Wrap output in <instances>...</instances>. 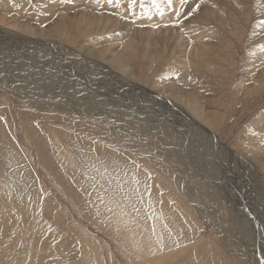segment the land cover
<instances>
[{"label": "bare ground", "instance_id": "6f19581e", "mask_svg": "<svg viewBox=\"0 0 264 264\" xmlns=\"http://www.w3.org/2000/svg\"><path fill=\"white\" fill-rule=\"evenodd\" d=\"M64 1L59 0V4H51L52 6L57 5L56 7L45 10L46 4L50 0H0V119L5 120L8 116L12 119L18 137L22 141L20 143L27 150V140L25 141L23 135L21 136L16 119V114L20 109H28L29 113L35 114L38 119L46 117L49 124L54 123L55 125V122L62 124L60 127L61 131H64H62V134L60 133L62 136H59L57 131L56 134L51 135L52 138L50 137L51 143L60 145L59 148L55 147L57 149H62V147H66V149H100L98 144L90 143L88 145L84 141V137L70 139L67 137L68 135L66 136V133H73L68 129L70 126L71 130H78L82 134L85 133V129L87 131L90 129L91 132L92 129H95V131L97 129L98 133L101 134L100 137L105 136L107 138L103 137L104 139L112 141L113 144L110 143L111 147L125 148L122 151L132 150L131 154L134 156L137 154L141 157L145 156L147 160H144L147 167L153 168L154 172H158L155 168L159 167L163 170L167 179H169V175L173 180V184H170L166 179L169 183L166 187L162 184V181L157 180L159 178L158 173L157 176L154 175L153 185L155 191L157 192V190L163 188L165 191L170 190V194L175 193L177 195L179 192L181 197L188 200L195 208L199 218H205L204 222L210 226V228H207L210 230V232L207 231L208 234L210 236L216 235L220 240L218 244L203 243V247L197 248V245L207 239L204 233L196 238L191 237V234L188 233L186 235L183 225H186L188 218L185 213L181 214L183 210H181L180 205L176 208L172 205V203L177 204L174 198L171 199L172 196H164L166 199L157 211L153 209V204L147 194L148 189L145 193L143 187L137 185L136 176L139 172H136L135 166L133 168L123 162L119 164L120 161L113 158L111 153L104 152V149L101 151L91 150L93 153H89L92 157L89 154L76 156L73 151L69 150L72 157H76V163L81 171L79 177L76 176L77 182L80 183L85 181L83 179H86L91 184V191L86 187L81 190V195L84 194L83 196L86 197L89 193L88 196L93 198V201L90 198L93 203L88 207L89 213H92V217L96 220V218L99 219L102 216L104 205L106 208H110L111 214L114 212L115 215L123 218L122 223L108 222L107 218L104 220L105 217H102L103 220L100 218V221L106 224V229L109 228L120 235L122 244H126L129 249L133 250L136 246V249L132 252L138 257L136 256L132 261L129 259L131 263H126L123 259L121 262L120 255L114 252L115 258L119 260L118 263L221 264L218 255L211 250L220 247L228 258L235 261V264H264V186H257V180L261 179L260 170L253 171L255 164L264 159V143L259 141L260 143L256 145L257 149L253 152L250 151L251 153L248 152V154L242 150H237L233 145L225 143L220 136L205 124L202 113L194 114V117L188 113L185 115L186 106L182 105L183 101L178 99L177 96L173 97L177 103L169 99L165 95L164 87H144L126 77L130 74L128 61L122 57L119 62L118 57L105 55L111 49L109 46H103L107 42L93 44L86 40V48L80 49V43L75 44L66 40L63 36V33L66 34L67 31L65 28L66 21L72 22L82 16L90 17L89 21L95 25L94 28L100 29L99 24H101V21H96L98 20L96 16L103 17V14H106L107 17L103 18L109 20L111 15L109 17L110 11H107L108 13L94 11L92 13L95 15H90L91 12L86 11L83 5L87 3L86 0L74 2L72 7H67V11L71 12L66 14L67 12L63 11ZM194 1L195 3H192L190 7L199 4L198 11L205 10L206 12H204L208 15L207 18L215 20L223 27L226 25L227 28H234L237 33L240 32L238 18L233 17L231 11H223L224 13H222L219 8L221 6L220 2L216 3L211 0ZM36 2H41V5L36 6ZM8 3L17 6L19 4L22 9L14 13L10 9L11 6L8 9L4 7ZM29 3L33 5V11L41 12L47 16L44 21H42V17H35L30 13L26 15V11L31 12L29 8L26 9L27 6H30ZM106 3L103 4L102 2L103 5L100 6L94 0L90 4L95 10L98 7L103 9ZM198 11L192 12L191 15L200 18L202 13L199 15ZM244 13L246 12L243 9L239 14L242 16ZM115 14L121 20V13L117 11ZM175 18L171 12L168 19L164 17L161 20L162 22L174 24ZM35 19L38 20L34 21ZM6 20L12 22L7 24V26L10 25L9 27L3 26ZM27 20L30 22L29 25L26 23ZM152 21L155 22V20ZM133 23L129 22L127 25L130 26L124 28L125 30L129 29L132 36L135 34L134 29H132L134 27ZM155 23H152V26H156ZM104 25L106 26V24ZM72 36H74V33H72ZM128 37L130 38L129 35ZM196 38H199V36ZM200 48H203V46L200 45ZM117 56H119V53H117ZM257 61L264 62V57ZM115 63L118 65L117 74H114L111 70ZM242 88L243 86H240L237 89ZM261 92L260 89H249L246 90L244 95L245 97L254 98L257 94L260 95ZM220 104L221 100L217 105L216 102L210 104L205 112L214 115L216 109H220ZM21 116H25V114ZM82 126L85 128L82 129ZM30 129L34 134H37L38 131V134H45L44 131L46 130L43 131L41 128V131L39 128L36 131L34 126ZM148 129H151L152 133H158V140L161 137L165 138L164 141L159 145H157L159 142L157 141L153 147L144 144L145 141L141 138V135L143 131ZM86 134H89V132ZM72 135L77 137L76 134ZM47 140L49 141V139ZM153 141L152 138L150 143L152 144ZM3 142L7 143V140ZM92 142H97V140ZM44 144L42 142L41 149H45ZM110 145L105 146L110 148ZM172 146H176L187 164L186 169L182 172H179L173 166V160L179 155L177 150H174L175 152L171 150V162L169 164L166 163L167 159L165 157L159 155L158 148L163 152L166 149L165 147ZM134 149L141 150L133 151ZM39 153L44 162L48 163L49 156L42 151ZM242 154L246 155L252 163L248 162ZM68 155L70 156L68 151L65 152L64 150L59 152L58 155L67 167L72 164H68ZM72 160L70 159L69 162H72ZM166 166L170 167L166 168ZM246 167L249 173L252 172L254 178L247 173ZM62 172L66 173L64 167ZM62 178L65 183L67 177ZM58 179L60 178L58 177ZM244 181L249 183L248 187H245L247 182ZM251 187H254V191L251 190ZM248 191L253 192V194L249 195ZM144 197H146L145 201L148 203H145ZM98 201L110 203V205L104 204L102 206ZM116 202L120 207L122 206V211L118 205L114 204ZM167 204H170V208H167ZM146 205L149 207L147 210ZM170 212L173 215H179L180 219L179 216H174V218H172L173 215L169 216ZM93 213L98 217L94 216ZM165 217L169 219L166 222H164ZM63 219L65 218L61 220L63 221ZM74 219L77 224L81 223L77 218ZM62 223L64 224V221ZM81 224L85 226V229H89L87 224ZM91 232L100 238V245L104 243L107 246H112V242L110 243L108 239L110 235L106 237V234L105 236L100 234L97 229H93ZM70 234H73V232H70ZM67 236L69 237V235ZM90 246L94 249L97 247L100 249L98 242L96 243L94 239L91 240ZM101 251L104 256L100 259L98 257L99 260L97 258V260H93L96 261V264H109L110 255L106 256L105 248H102ZM251 251L255 252L256 255ZM216 252L218 253V251Z\"/></svg>", "mask_w": 264, "mask_h": 264}, {"label": "rangeland", "instance_id": "374dc122", "mask_svg": "<svg viewBox=\"0 0 264 264\" xmlns=\"http://www.w3.org/2000/svg\"><path fill=\"white\" fill-rule=\"evenodd\" d=\"M76 1L78 0H65L63 11L69 14L71 11H67V7H72ZM86 1L87 3L83 5L86 11L91 12L89 13L90 15H95L92 13L94 11H100L101 13L110 11L109 17L110 15L111 17L108 20L103 18L107 17L106 14H103V17L96 16L98 19L96 21H101V24H99V26H101L100 29L94 28L95 25L89 21L90 17L82 16L78 20L72 22L66 21L65 28L67 31L65 32L66 34L63 33L66 40L74 42L75 44L80 43V49L86 48V40H89L93 44L107 42L103 46H109L111 49L110 52H106L105 55L116 56L119 62L122 57L128 61L130 65V74L126 75V77L131 78L137 84L144 87H164L165 95L169 99L176 102L173 97L177 96L178 99L183 101L182 105L186 106V111H184L185 115L188 113L190 116L194 117V114L199 112L202 113L205 124L220 136L225 143L231 144V146L233 145L237 150H242L248 154V152H253L257 149L256 145L258 143H264V62L257 61L264 57V0H211L216 3L220 2L219 4L222 7L220 6L219 8L222 13L231 11L232 16L238 18L237 22L240 24V32L238 33L234 28H227L226 25L223 27L215 20L207 18L208 15L205 13L206 11H198L199 9L197 10L199 15L202 13V17L200 16V18L192 15L187 19L183 16L179 18L176 17L174 24H176V21L182 22L180 27H176L171 23L162 22V18H169L171 10L164 7L161 0H158V2H161L163 15L159 14L150 6V0H144L143 7L137 3L131 10L128 8V0H119V4H117L115 0L112 4H109L108 0H96V3L98 2L100 6L103 5L104 2H107V8L104 6L103 9L98 7L95 10L90 4L94 0ZM192 3H195V1L188 0V5L185 8L186 11H188ZM51 4H59V0H50V2L46 4V9H44L49 10L51 7L54 8L57 6H52ZM35 5L40 6L41 2H36ZM10 6L13 7L11 8ZM19 6V4L17 6L13 3H8L7 5L5 4L4 7L7 9L10 7L15 13V11L17 12L22 9L21 6ZM32 7L33 5L26 7V9L29 8L31 10V12L26 11V15L30 13V15L33 14L35 17H42V21H44L47 16L41 12L33 11ZM243 9L246 13L241 16L239 13H241ZM117 11L121 13V20L118 19L115 14ZM151 19L155 20L156 23ZM11 20H6L3 26L9 27L10 25L7 26V24H11ZM36 20L38 19L34 21ZM129 22L135 23V25L133 23L134 27L132 28L135 32L133 36L131 34L132 32H129V29L125 30L130 26L127 25ZM26 23L28 25L30 24L28 20ZM152 23H155L156 26H152ZM104 24H106V26ZM72 33H74V36H72ZM192 33L195 35L193 36ZM198 36L200 39L196 38ZM90 42H88V44H90ZM196 45L201 50L197 49V47H195ZM200 45L203 46V48H200ZM117 53H119V56H117ZM119 62H117V64H119ZM117 69L118 65L115 63L111 70L114 74H117ZM240 86H243V88L238 90L237 88ZM249 89H260L262 92L260 95L257 94L254 98L249 96L245 97L244 94L246 90ZM220 100V109H216L214 115H209L205 112V109L210 104L216 102L217 105ZM23 114H25V116H21ZM16 115L20 134L21 136L23 135L22 137L25 141L27 140L26 144L28 150L24 149V145H21L20 142L22 141L18 137L16 126L12 119L9 116L6 117L5 120L0 119V264H96V261L93 259L97 260L98 257L100 259L104 256L101 251L102 248H105L107 253H105L106 256L110 255V258L108 257L109 264H120L118 263L119 260L115 258L114 252L120 255L121 262L123 259L128 263L135 259L136 256L138 257V255L132 252L136 249V246L133 250L129 249L126 244H122L120 235H117L115 231L109 228L106 229V224L100 221V218L103 220L105 217L104 220L107 218L108 222L112 221V223L115 224L122 223L123 218L115 215L116 213L114 214V212L111 214V209L106 208L104 205H110V203L98 201L102 206L104 205L102 208V216H100L99 219L96 218V220H94L91 215L92 213H89L88 207L93 203V198L88 196L89 193L86 197L83 196L84 194L81 195V190L86 187L91 191V184L83 178L82 179L85 181L80 182L81 184L77 182L76 176L79 177L78 175L81 174V171L78 167L79 165L76 163V157H72L69 150L73 151L76 156H84L90 155L89 152L101 151L104 149V152L111 153L113 158L119 160V164L123 162L130 167L134 168L135 166L136 172H139L138 176H136L138 181L137 185L142 186L145 193L148 189L147 194L153 204V209L157 211L164 199H166L164 196H172L171 199L174 198L177 202V204L172 203V205L175 206V208L180 205L181 210H183L181 214L183 215L185 213L189 220V222L187 220L186 225L182 224L186 235L188 233L191 234V237L196 238L198 235L204 233L207 238L202 241L201 244L197 245V248L203 247L204 244L209 242L216 244L220 242L216 235L210 236L208 234L207 231L210 232V230L207 228H210V226L204 222L205 218H199L195 208L188 200L181 197L179 192L177 195H175V193L170 194V190L165 191L163 188H160L157 192L155 191L153 178H155L154 175L157 173L160 178H157V180L162 181L165 187L169 183L173 184V180L169 175V179H167L163 170L159 167L155 168L158 172H154L153 168L147 167V163L144 160H147L145 156L141 157L138 154L134 156L131 154L132 150L122 151V149L125 148L111 147L110 143H112V141L110 139H104L107 137L103 135L104 138L100 137L101 134L98 133L97 129L96 131L92 129L93 133L90 129L88 131L85 129V133L82 134L78 132V130H71V126L67 128L73 133H66V136L68 135L67 137L70 139L84 137V141L88 145H90V143H95L99 145L98 148L100 149H66V147L57 149L55 147L59 148L60 145L51 143L50 137L53 133L56 134L57 131L59 136H62L60 135L63 131H61L60 128L62 124L56 122L55 125L54 123L49 124L46 117H40V119H38V116L36 117L35 114L29 113L28 109H20ZM33 126L36 131L39 128L41 131L42 129L43 131L46 129V132L44 131L45 134L39 133V135V131L37 134H34L30 129V127ZM84 128L85 127L82 129ZM88 132L89 134H86ZM72 134H76L77 137ZM141 138L145 141L144 144H148V146L152 147L157 141H159L157 143V145H159L165 139L161 137L160 140H158V133H152L151 129L143 131ZM152 138L154 141L151 144ZM47 139H49V141ZM89 139L92 141L97 140V142H92ZM4 140H7V143H4ZM42 142L45 143V149L40 148ZM105 145H110V148ZM165 148L163 152L158 148L159 155L165 157L167 159L166 163L169 164L171 162V150H177L179 155L173 160V166L176 167L179 172L184 171L187 164L183 155L176 149V146ZM62 150L65 152L68 151L70 156L68 155L67 157L73 159L72 162H69L70 159L68 158V160L66 158L68 164L72 163L68 165L69 167L58 157L59 152ZM139 150L141 149H134L133 151ZM40 151L49 156L48 163L44 162V159L40 157ZM242 155L246 157V155ZM246 160L252 163L247 157ZM63 167L67 175L62 172ZM169 167L170 166H166V168ZM246 170L247 173L254 178L252 172L250 171L249 173L247 167ZM259 170L261 179L257 180V186L263 187L264 159L254 166L253 171ZM149 172L152 173L150 174ZM241 173L243 174V172ZM61 176L64 178L67 177V183L63 182ZM58 177L60 179H58ZM248 177L246 178L247 180ZM245 184L247 185L245 187L249 186L248 182ZM253 189L254 187H251V190ZM248 192L249 195L253 194L251 191ZM256 195H254V197H256ZM145 199L146 197H144V201ZM55 200L61 203H57ZM145 203L148 202L145 201ZM114 204L118 205L117 202ZM147 206L148 205H146V210L147 208L149 209ZM167 206V208H170V204H167ZM121 207L120 209L122 211ZM93 215L98 217V215L94 213ZM172 215L173 214L170 212L169 216ZM174 216L178 217L179 215H173L172 218H174ZM62 218H65L63 219L64 224L62 223ZM74 218H77L85 225L87 224L91 231L97 229L100 234L104 236L106 234V237L110 235L108 239L110 243L112 242V246H107V244L104 243L100 245V238L89 229H85V226L81 223L77 224ZM178 218L180 219V216ZM168 220V217L164 218V222ZM70 232H73V234H70ZM71 235H73V237H71ZM93 236L94 238H92ZM93 239L96 243L98 242L100 249H98V247L94 249L90 246L91 240ZM213 246H215V244H213ZM108 248L112 251L109 250L111 253L108 251ZM211 250L218 255L217 257L221 264H235V261L228 258L220 247L212 248ZM216 251H218V253ZM94 252L99 255L102 253V255H95ZM251 253L256 255L253 251H251Z\"/></svg>", "mask_w": 264, "mask_h": 264}, {"label": "snow or ice", "instance_id": "6c2138e0", "mask_svg": "<svg viewBox=\"0 0 264 264\" xmlns=\"http://www.w3.org/2000/svg\"><path fill=\"white\" fill-rule=\"evenodd\" d=\"M113 2L114 0H108L109 4H112ZM115 2L119 4V0H115ZM161 2L164 5V7H166L167 9H170L173 16L177 18L183 16L185 19H187L189 16H191L192 12L197 11L200 7L199 4H197L195 7L189 6V11H186L185 8L188 5V0H161ZM161 2H158V0H150V6L154 8L159 14L163 15V8L161 6ZM137 3H139L141 7L144 6V0H128L129 10L134 8ZM181 23L182 22H177L175 26L180 27Z\"/></svg>", "mask_w": 264, "mask_h": 264}]
</instances>
